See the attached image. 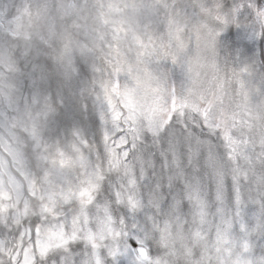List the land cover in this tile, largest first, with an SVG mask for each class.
Wrapping results in <instances>:
<instances>
[{
  "label": "snow or ice",
  "instance_id": "snow-or-ice-1",
  "mask_svg": "<svg viewBox=\"0 0 264 264\" xmlns=\"http://www.w3.org/2000/svg\"><path fill=\"white\" fill-rule=\"evenodd\" d=\"M0 264H264V0H0Z\"/></svg>",
  "mask_w": 264,
  "mask_h": 264
},
{
  "label": "rangeland",
  "instance_id": "rangeland-1",
  "mask_svg": "<svg viewBox=\"0 0 264 264\" xmlns=\"http://www.w3.org/2000/svg\"><path fill=\"white\" fill-rule=\"evenodd\" d=\"M256 51H257V55H259V52H260V46H259V44L256 45Z\"/></svg>",
  "mask_w": 264,
  "mask_h": 264
}]
</instances>
